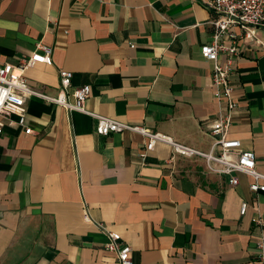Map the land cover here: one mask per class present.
I'll use <instances>...</instances> for the list:
<instances>
[{"label": "crops", "instance_id": "0c3cea01", "mask_svg": "<svg viewBox=\"0 0 264 264\" xmlns=\"http://www.w3.org/2000/svg\"><path fill=\"white\" fill-rule=\"evenodd\" d=\"M207 0H0V65H17L40 42L53 63L33 62L26 79L46 95L73 71V91L90 85L85 109L142 124L208 152L218 114ZM264 40V28L258 29ZM230 76L238 106L229 137L264 171V48L245 42ZM227 55L221 56L225 61ZM27 126L6 125L0 142V264H120L104 248L109 231L131 248L132 264H252L264 228V193L252 178L210 172L133 131L101 135L97 119L33 95ZM15 121L16 115L11 116ZM248 207L244 215L241 206Z\"/></svg>", "mask_w": 264, "mask_h": 264}, {"label": "built area", "instance_id": "2783aa9c", "mask_svg": "<svg viewBox=\"0 0 264 264\" xmlns=\"http://www.w3.org/2000/svg\"><path fill=\"white\" fill-rule=\"evenodd\" d=\"M205 4L213 14L209 20L211 41L201 46L200 53L204 59L212 62L213 92L219 103L217 116L206 126L214 136L212 147L208 152L197 151L186 145L175 143L170 136L152 131L142 124L132 125L109 116L87 112L86 99L90 96L92 88L84 84L73 88L70 92L73 71L59 70L61 88L56 96L46 95L37 88L31 87L25 76L26 69L33 62L53 63V47L43 42L37 44L31 55L23 56L17 65L10 62L0 65V136L6 125H20L25 127V132H32V128L27 126L26 100L36 95L45 101L64 107L69 112L81 111L95 117L96 130L101 135L125 130L141 133L147 138L145 148L140 153L143 159L153 151L156 142H169L181 155L204 157L208 171L229 175V182L233 185L239 182L236 173L249 175L252 178L249 184L250 190L254 193H264V171L257 169V155L253 150L243 148L242 141L228 135L233 110L238 106L237 100L232 95L233 85L230 80L235 68L233 62L240 55V46L245 42L255 43L264 48V40L258 35V29L264 28V0H207ZM224 54L227 58L222 61L221 56ZM12 115H16L18 120L15 121ZM247 207L248 203L244 201L240 214L244 215ZM253 221L258 227L264 228V219L260 215ZM98 226L108 237L104 248L109 252H115L120 264H132V248L123 241L121 234L109 231L104 223H99ZM256 244L257 253L252 264H264V235L259 237Z\"/></svg>", "mask_w": 264, "mask_h": 264}]
</instances>
